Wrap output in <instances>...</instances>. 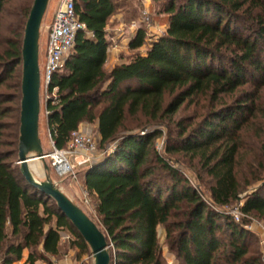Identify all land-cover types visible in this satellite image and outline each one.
<instances>
[{"label": "trees", "instance_id": "trees-1", "mask_svg": "<svg viewBox=\"0 0 264 264\" xmlns=\"http://www.w3.org/2000/svg\"><path fill=\"white\" fill-rule=\"evenodd\" d=\"M31 7V0H0V88L7 91L0 92V264L19 262L24 251L25 264H50L64 230L74 238L71 247L89 252L15 164L21 49ZM118 9L115 0H76L85 31L53 76L55 95L44 98L55 149H64L83 124L96 125L102 149L115 145L83 175L97 222L90 219L112 249L110 264H164L159 228L182 264H264L261 254L249 252L246 229L253 214L264 218V182L241 198L263 176L243 179L240 166L247 152L264 170V0H167L158 11L167 15L165 33L149 41L139 20L128 45L132 55L107 71L106 26ZM186 101L198 109L187 125L173 122ZM160 126L169 141L162 154L154 148L162 131H145ZM175 155L197 160L210 178L207 199L176 169L182 157ZM231 205L238 206L240 222L221 210Z\"/></svg>", "mask_w": 264, "mask_h": 264}, {"label": "rangeland", "instance_id": "rangeland-1", "mask_svg": "<svg viewBox=\"0 0 264 264\" xmlns=\"http://www.w3.org/2000/svg\"><path fill=\"white\" fill-rule=\"evenodd\" d=\"M29 3L30 0H22ZM60 0H49L46 12L44 14L41 28H40V37H39V68L40 74L42 76L43 67H44V50H45V38L46 32L45 28L50 23L52 15L55 13L56 6H58ZM118 3L119 9L116 11L118 12L117 15H121V21H123L126 25V29L132 27V23L137 25V19L141 16L144 10L147 11L149 15V23L145 25L146 33L148 39H153L152 37H159L165 33L166 26H167V15L159 14L158 11L162 9V6L167 0H115ZM33 0H31L32 5ZM178 2V0H177ZM138 27V25H137ZM134 27L133 29L137 28ZM126 32V31H124ZM251 90L247 91H240L237 92L234 96L227 97L225 102L231 103L234 99L241 97L244 92H250ZM0 92H7L5 89L0 88ZM44 95L42 90L40 91V101H41V110H40V119H39V139L41 142V146L43 149L44 156L48 153L53 151L54 144L52 142L51 136L46 126V118H45V108H44ZM198 108L195 104L186 101L179 109L178 112L172 116V121L176 123H181L182 125H187L189 120L191 119L193 112ZM8 121V120H7ZM196 123V122H195ZM194 123V124H195ZM95 125L90 124H83L81 125V130L87 132L96 142L97 150L92 160V164L100 162L105 155L111 152L113 144L107 145L104 149L99 146V137L96 131ZM155 129L161 130L162 134L158 136L154 140V148L159 152L163 153L164 148L169 145V141L167 140V131L164 126L160 127H150L145 131H153ZM175 132L176 127L175 124L171 126ZM259 131L260 128H256ZM247 146L250 147L251 144L247 142ZM66 148L62 149L65 150ZM247 153V152H246ZM244 154L243 159L241 161V175L243 179L251 180L253 177L252 175L258 176L259 173L262 175V181L255 183L251 186H245L244 193L241 194V198L245 197L246 195L251 194L256 189L262 187L264 182V170H262L261 165L257 161H252V158L249 154ZM175 157H182L180 158V163L174 162L176 169L180 171V174L189 180V184L193 187L196 191L201 193L205 199H207V186H209L210 178L207 177L203 171L200 170L197 160H191L188 157L178 156ZM179 159V158H178ZM36 165L40 168L42 172V176H36V180L44 181L46 178H49L52 182L56 183L58 188L79 208H81L84 213L97 222L96 215L93 209V198L87 194L85 187H84V171L90 167L89 165H80L78 164L81 161V157L79 153L75 154L69 159L70 165L73 167L72 171L64 176H58L55 170L51 167L50 160L48 158L38 159ZM40 163V164H39ZM17 165V163L15 162ZM91 164V165H92ZM248 164L250 165V169L248 168ZM19 168L20 176H22L20 165H17ZM254 173V174H253ZM262 173V174H261ZM158 175H163L161 172L157 173ZM23 177V176H22ZM163 177V176H162ZM163 179H165L163 177ZM25 180V179H24ZM202 180L204 182H202ZM51 204V202H49ZM236 205H231L221 209L224 214L232 217L235 222H240L241 215L237 210ZM249 224L246 226L247 231H249V235L247 236V242L249 244V252H258L259 254L263 255L264 247L262 246V241L264 239V218H261L255 214L249 217ZM224 221V220H222ZM225 235H227L225 233ZM225 235L223 237H225ZM61 237L64 239L65 244L62 247L63 252L65 247L74 240L72 235H70L66 230L61 233ZM158 240L161 246L162 251V259L164 264H182L181 260L176 256V252L170 250L169 247L166 245L165 236H164V229H158ZM110 251L112 249L109 248ZM109 251V252H110ZM85 260L81 264H94L93 257L91 255L90 249L88 253L84 254ZM58 258V257H57ZM39 264V263H37ZM44 264H48L45 262Z\"/></svg>", "mask_w": 264, "mask_h": 264}, {"label": "water", "instance_id": "water-1", "mask_svg": "<svg viewBox=\"0 0 264 264\" xmlns=\"http://www.w3.org/2000/svg\"><path fill=\"white\" fill-rule=\"evenodd\" d=\"M49 0H34L24 28L21 49V103L18 162L21 173L29 186L51 199L58 211L70 222L90 249L94 264H110V253L104 234L96 224L75 205L49 178L38 181L30 174L28 161L43 159L44 153L39 139L40 68L39 37L41 23ZM111 150L106 156L112 154ZM103 157V159L105 158ZM103 159L101 161H103ZM98 162V163H101ZM96 164V163H95ZM92 164L90 168L93 166Z\"/></svg>", "mask_w": 264, "mask_h": 264}, {"label": "built area", "instance_id": "built-area-1", "mask_svg": "<svg viewBox=\"0 0 264 264\" xmlns=\"http://www.w3.org/2000/svg\"><path fill=\"white\" fill-rule=\"evenodd\" d=\"M75 2L76 0H60L51 23L45 28L47 36L45 62L42 76L40 74V91L42 90L45 98L55 95V89L49 92L53 76L62 69L64 62L71 54L78 33L85 31L84 24L80 23L75 15ZM140 22L143 25H148L149 15L146 10L142 12ZM134 27L136 24L132 23V28ZM65 148L63 151L54 148L44 156L50 160L51 167L58 176H64L72 171L73 167L70 165L69 159L77 153L81 157L78 164L91 166L97 144L87 132L79 128L71 133ZM112 149H115V145ZM261 244L264 247V239ZM262 261L264 263V253Z\"/></svg>", "mask_w": 264, "mask_h": 264}, {"label": "crops", "instance_id": "crops-1", "mask_svg": "<svg viewBox=\"0 0 264 264\" xmlns=\"http://www.w3.org/2000/svg\"><path fill=\"white\" fill-rule=\"evenodd\" d=\"M57 7V6H56ZM114 14L107 26H106V39L108 40L109 44L106 49V63H105V69L107 71H111L113 68L122 65L127 62L129 57L132 55V51H130L128 45L135 35V32L137 30V25L139 23V18L136 20L138 23L136 25L137 28L133 29L129 26V28L126 29L125 23L121 21V15ZM53 15L51 17L50 23L52 21ZM49 23V24H50ZM48 24V25H49ZM126 31V32H124ZM91 36V34H88ZM47 37V36H46ZM153 39H156L157 37H152ZM47 40V38H45ZM46 40H45V50H44V59H45V52H46ZM151 41V39L149 40ZM147 46H143L140 48L139 53L144 55L146 53ZM81 127V126H80ZM96 128V125L94 126ZM38 171L41 172L40 168L38 167ZM33 177L36 178V176H42V172L40 174L32 173ZM65 241L61 237L60 243H59V255L57 257L48 256V261L50 264H81L85 257L84 255H81L79 250L75 249L74 247H71L70 244L65 247V250L62 251V247L64 246ZM27 257V251H24L23 258L19 262H15L13 264H25ZM44 264V261L38 260L36 264Z\"/></svg>", "mask_w": 264, "mask_h": 264}, {"label": "bare ground", "instance_id": "bare-ground-1", "mask_svg": "<svg viewBox=\"0 0 264 264\" xmlns=\"http://www.w3.org/2000/svg\"><path fill=\"white\" fill-rule=\"evenodd\" d=\"M36 162H38L37 159L28 161V164L30 166V174L31 175H32V173H36V174H40L41 173V172L38 171V166L36 165ZM32 177H33V175H32Z\"/></svg>", "mask_w": 264, "mask_h": 264}]
</instances>
